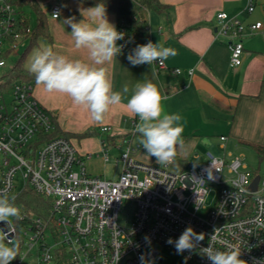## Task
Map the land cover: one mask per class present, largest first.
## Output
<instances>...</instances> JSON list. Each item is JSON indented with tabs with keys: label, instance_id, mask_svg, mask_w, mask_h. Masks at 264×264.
Instances as JSON below:
<instances>
[{
	"label": "built area",
	"instance_id": "built-area-1",
	"mask_svg": "<svg viewBox=\"0 0 264 264\" xmlns=\"http://www.w3.org/2000/svg\"><path fill=\"white\" fill-rule=\"evenodd\" d=\"M257 8L264 12V0H246L247 13ZM61 13L59 5L53 6V17ZM117 29L125 33L118 41L122 51L150 41L146 37L140 42L124 22H118ZM262 29L263 21L247 22L226 11L217 13L214 34L228 45L231 66L243 62L245 36ZM31 33V27L20 26L10 1L0 0V190L7 188L15 196L21 215L17 226L10 220L9 229L1 230L8 233L7 239L19 243L14 264H23L30 256L34 264H171L164 261V250L182 256L186 264H211L200 252L209 244L221 251L237 247L247 264H264V193L260 187L264 179L260 177L257 190L250 189L258 175L250 174L242 155L207 152V160L198 168L179 172L171 169L176 161L168 166L141 162L134 156L138 150L145 151L139 144L134 146L135 118L124 136L114 134L110 125L100 126L107 137L101 140L103 154L97 157L107 162L108 148L119 151V176L108 179L90 174L85 161L94 154L84 157L71 138L53 135V116L35 96L34 84L7 81L5 73L14 66L7 68L8 56L29 41ZM154 65L158 70L168 68L166 62ZM171 71L181 73L180 68ZM188 73L193 75L194 69ZM7 92L11 94L8 101ZM27 188L49 200L46 216L23 210L18 200ZM214 192L206 215H201ZM125 203L134 211L121 223ZM188 227L203 234V240L196 249L178 254L175 241Z\"/></svg>",
	"mask_w": 264,
	"mask_h": 264
},
{
	"label": "crops",
	"instance_id": "crops-1",
	"mask_svg": "<svg viewBox=\"0 0 264 264\" xmlns=\"http://www.w3.org/2000/svg\"><path fill=\"white\" fill-rule=\"evenodd\" d=\"M39 1L48 15L50 36L40 37L42 41H37L34 49L42 44L49 45L54 51L70 59L87 60L86 50L74 47L69 34L71 29L64 21L69 17L79 21L82 19L80 10L95 5L80 0ZM159 2L161 6L153 8V13L150 11L152 8L145 11L144 18L148 24L146 37L153 43L159 41L164 46L175 49L177 55L165 61L167 69L158 70L154 64L133 66L127 60L130 51H122L117 60L107 66L114 88L122 90L127 84L131 89L138 80L154 79L168 96L164 102L167 111L178 112L183 117V135L190 137L185 141L186 150L177 155L183 161L190 155L200 160L204 153L202 146H214L208 136L219 131L221 132L217 137L220 149H223L221 137L226 136L225 134L250 146H264V29L245 36L243 62L239 66L230 65L228 45L224 39L216 38L214 34L219 11L237 15L247 22L261 21L260 15L255 14L256 10L251 14L244 10L246 0ZM55 5L62 8V13L56 18L52 16ZM261 13L264 14L262 11ZM107 14L109 21L117 28L116 13L107 10ZM30 55L25 59V68ZM173 68H180L181 73H173ZM189 69H194L191 76ZM33 84L35 96L56 116L59 129L73 136L86 131L95 134L101 125H110L114 134L124 136L130 130L131 121L135 119L121 104L111 109L103 124H96L90 119L89 113L74 105L69 97L44 91L36 84L35 79ZM140 151L135 152V158Z\"/></svg>",
	"mask_w": 264,
	"mask_h": 264
},
{
	"label": "clouds",
	"instance_id": "clouds-1",
	"mask_svg": "<svg viewBox=\"0 0 264 264\" xmlns=\"http://www.w3.org/2000/svg\"><path fill=\"white\" fill-rule=\"evenodd\" d=\"M80 15L79 21L69 17L64 23L71 29L69 34L74 47L86 50L87 60L70 59L42 44L28 58L27 72L44 91L69 97L74 105L88 112L96 124H103L111 109L123 104L134 118H138L135 132L147 155L161 166L173 164L177 155L186 150L182 115L167 111L164 102L168 96L154 79L138 80L131 89L125 84L122 90H116L107 66L122 53L123 45L118 41L124 39L125 33L109 21L103 2L81 9ZM176 55L175 49L159 41H149L132 49L127 60L133 66H152L163 64ZM12 218H21L20 208L15 204V196L5 188L0 190V222L9 224ZM7 236L8 233L0 234V264H12L20 254L19 243H13ZM202 240L203 234L188 227L175 241L176 251L178 254L192 251ZM168 243L173 241L169 239ZM200 252L211 264H247L240 258L241 251L237 247L221 251L209 244L201 247Z\"/></svg>",
	"mask_w": 264,
	"mask_h": 264
},
{
	"label": "rangeland",
	"instance_id": "rangeland-1",
	"mask_svg": "<svg viewBox=\"0 0 264 264\" xmlns=\"http://www.w3.org/2000/svg\"><path fill=\"white\" fill-rule=\"evenodd\" d=\"M260 9L257 8L255 11V14H259L260 19H262L264 22V14L261 13L262 9H261V11H260ZM26 11L29 13L30 24L35 25V17L30 12V8L27 7ZM150 11L153 13L154 12L153 8ZM145 14H146V12H145ZM38 41L41 42L42 39H39ZM28 42L29 41H26L24 44H20L19 48L16 50V52L13 53L11 56H8L7 68H10L12 65L17 63L21 54L25 51V48L27 47ZM36 45L33 46L29 50L26 57H28L30 55V53L33 52L34 47H36ZM3 52H5V51L3 50ZM21 80H23V79H21ZM4 96H5V99L8 101V100H10L11 94H10V92H7V93H5ZM129 128H131V123L129 125ZM215 130H221V129L215 128ZM220 132L221 131H219L218 133L210 134V136L207 135L209 137L210 141L213 142L214 146L212 148H209L207 146H205V147L202 146L201 149L204 153L202 154L203 156L200 160L194 159L193 155H190L189 157H187V159L185 161L181 160L180 158L178 159L176 157V160H175L176 162L171 166V169L173 171L179 172V171H188V170L198 168L201 163H203L207 160L206 156H205V153L207 150H210L216 156H223V154L225 155L227 151H231L234 155H242L243 156L244 160L246 161V163L249 167V172L252 176L258 175L262 179H264V154H262V153L259 154L256 151V149L253 148L252 146H250L246 143H242V142L238 141L237 139L230 138L227 134H225L227 137V140L224 141L225 148L220 149L219 148L220 140H219V137H217V135L220 134ZM106 137H107V134L102 133L100 131V126H99V128L96 130L95 134H91V135L85 137V139L80 137V136L75 135V136H71V140L78 147L80 154L82 156L85 157V155L87 153H93L94 154L92 158L87 159L85 161L87 170L90 174L100 175V176L108 178V179H116L119 176V173L121 170V162L120 163L116 162V160L119 157L118 156L119 151L115 150L113 147L108 148L109 154H110V160L107 162H105L102 159V157H97V153H99L100 155L103 154L102 146H101V140L106 138ZM184 139H185V141H188V139H190V137H184ZM137 144L141 145L139 143V135L138 134L134 138V146H136ZM134 156H135V154H134ZM136 158L139 161L144 162V163L150 164V162H153V164H158V163H156V161H152L155 158L150 157L149 155H147L146 152L144 153L143 150H141L139 152V154H137ZM260 187H261V191L264 193V184L261 183ZM215 194L216 193L214 192L209 197V199L207 201V205L204 207V209H202L200 211L201 215H206ZM133 211H134V207L130 203H125L124 206L122 207V210L120 211L119 221L121 223H125L132 216ZM11 221L13 223H15L16 226L18 225L17 219L12 218ZM17 229H18V232L20 233L21 232L20 228L17 227ZM0 234H3V231L1 230V228H0ZM163 255H164V261L167 263L186 264V261L183 259L182 256L177 255L171 251L164 250ZM15 260L12 262V264L15 263ZM34 262H35V258L30 256V257L25 259L23 264H34Z\"/></svg>",
	"mask_w": 264,
	"mask_h": 264
},
{
	"label": "trees",
	"instance_id": "trees-1",
	"mask_svg": "<svg viewBox=\"0 0 264 264\" xmlns=\"http://www.w3.org/2000/svg\"><path fill=\"white\" fill-rule=\"evenodd\" d=\"M10 3L17 9L19 14L20 26L22 28L31 27L32 33L25 51L21 54L17 63L8 70L5 74L8 83H12L16 80H27L34 82V77L30 75L25 66L24 61L29 50L37 43L40 37L47 38L50 36L49 25L47 22V13L42 8L39 0H9ZM85 3L95 5L98 2H103L106 5L107 10H111L116 13L118 22H124L130 30L135 32L140 42H142L148 31L147 20L144 18L145 11L150 8H159V0H80ZM26 7L30 8V12L35 16V25L31 26L29 13L26 11ZM52 114V113H51ZM55 131L53 135H64L68 138L73 136L71 133L62 131L57 125L56 116L52 114ZM91 131H86L77 136L87 137L91 135ZM259 154H264V146L251 145ZM18 202L22 205L23 210L31 212L33 214H39L46 216L49 212L50 202L43 195L35 192L34 190L25 189ZM19 227V226H18Z\"/></svg>",
	"mask_w": 264,
	"mask_h": 264
},
{
	"label": "water",
	"instance_id": "water-1",
	"mask_svg": "<svg viewBox=\"0 0 264 264\" xmlns=\"http://www.w3.org/2000/svg\"><path fill=\"white\" fill-rule=\"evenodd\" d=\"M259 179H260V176H256V177H255L253 183H252L251 186H250V189H251L252 191L257 190ZM9 227H10V223L7 224L6 222H0V228H1L2 230L7 231V230L9 229ZM10 236H12V235H10Z\"/></svg>",
	"mask_w": 264,
	"mask_h": 264
}]
</instances>
